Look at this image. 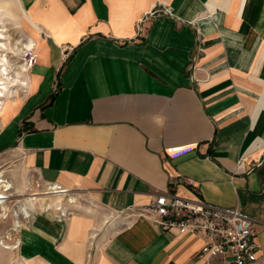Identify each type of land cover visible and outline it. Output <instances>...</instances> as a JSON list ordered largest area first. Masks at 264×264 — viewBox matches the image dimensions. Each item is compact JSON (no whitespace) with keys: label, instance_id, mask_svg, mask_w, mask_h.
I'll return each instance as SVG.
<instances>
[{"label":"crops","instance_id":"obj_1","mask_svg":"<svg viewBox=\"0 0 264 264\" xmlns=\"http://www.w3.org/2000/svg\"><path fill=\"white\" fill-rule=\"evenodd\" d=\"M18 4L38 60L0 150L85 200L37 211L21 264H207L199 236L136 213L160 193L238 206L264 264V0Z\"/></svg>","mask_w":264,"mask_h":264},{"label":"built area","instance_id":"obj_2","mask_svg":"<svg viewBox=\"0 0 264 264\" xmlns=\"http://www.w3.org/2000/svg\"><path fill=\"white\" fill-rule=\"evenodd\" d=\"M37 60L34 43L25 49L24 63L31 68ZM47 186L48 190L58 186L64 193L67 192L66 188L56 183ZM10 188H0L6 195L4 199L10 197L7 194ZM136 213L156 221L164 230L177 229L179 233L199 236L203 240L201 255L207 264H213L218 257L223 258L224 264H261L258 230L238 206H218L174 193H160L149 204L140 206Z\"/></svg>","mask_w":264,"mask_h":264},{"label":"rangeland","instance_id":"obj_3","mask_svg":"<svg viewBox=\"0 0 264 264\" xmlns=\"http://www.w3.org/2000/svg\"><path fill=\"white\" fill-rule=\"evenodd\" d=\"M0 0V3L12 10L10 15L5 13V8L0 6V30H3L5 37L0 38V42H6L7 48L6 53L8 54L12 63L16 66L24 64L26 72L23 77L28 78L26 75L29 73V67L24 63V54L21 47L23 42L29 39L26 36V27L23 24V15L22 10L19 8L18 0ZM17 1V2H16ZM4 18V19H3ZM3 49V48H1ZM2 51H0L1 53ZM25 88L18 87V92L5 106L4 113L0 118L1 121H4L6 112L10 103L14 100L20 99L24 93ZM0 172L3 173V178L5 183L2 187L3 190L9 189L7 194L12 195L9 198L4 200L3 205H7V209L3 208V205L0 204V264H21L20 254L18 251L19 238L18 233L21 230L22 226L27 224L37 211L46 210L56 213L57 216L66 217L72 211L80 206L85 205V200L79 195H72L75 197V201L69 202L70 198L68 192L63 193L59 198L54 192L56 189L48 190L47 184H45L37 174L29 167L24 166L20 160L19 155H17L11 148L7 147L3 150H0ZM23 180L22 188L16 187L20 179ZM53 188V187H52ZM1 193H4L0 190ZM28 196L37 197L38 200H44V202L54 203V206L51 209L41 207L40 202H38L35 209H29L28 215L21 210V206L25 204V198ZM58 197V198H57ZM57 204L62 208H57ZM18 221V225L15 222ZM10 235V236H9ZM16 247L5 248L6 244H16Z\"/></svg>","mask_w":264,"mask_h":264},{"label":"bare ground","instance_id":"obj_4","mask_svg":"<svg viewBox=\"0 0 264 264\" xmlns=\"http://www.w3.org/2000/svg\"><path fill=\"white\" fill-rule=\"evenodd\" d=\"M6 1L10 2L9 0H5L4 2ZM0 6L2 7V9L3 7L5 8L4 9L5 13L14 15V13H10L12 10L9 8V6L6 7L4 3H0ZM2 37H5V34L3 33V30H0V38ZM34 43H35L34 39L29 37L27 41L22 43L23 46L21 47V49L24 51L27 47L32 46ZM6 48H7L6 42H0V51H2L0 53V118L5 112L4 109L8 101H10L14 96H16V93L18 92V87H23L26 90L27 87L29 86V73L26 75L28 78L23 77L24 73H27L26 72L27 67L24 64L16 66L14 63H12L8 54L5 52ZM2 176H3V173L0 172V187H2L5 183V179ZM52 189L54 188L51 187V190ZM51 190H47V191H51ZM54 192L59 198L64 193L62 189H59V187H57V189ZM5 196L6 195L0 192V204L1 205L4 204ZM24 198L26 201H25V204L21 206V210L27 215L29 214L28 213L29 209L32 210L36 208L38 202H40L41 207H45L48 209H51L54 206V203L44 202V200H38L37 197L28 196ZM3 208H5L6 210L7 205H3ZM57 208L61 209L62 207L57 204ZM15 222L17 223L16 225H18V221L15 220ZM16 245L17 244H6L4 245V247L14 248L16 247Z\"/></svg>","mask_w":264,"mask_h":264}]
</instances>
